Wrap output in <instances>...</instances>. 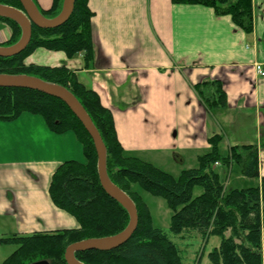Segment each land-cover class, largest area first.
<instances>
[{
    "label": "crops",
    "instance_id": "crops-1",
    "mask_svg": "<svg viewBox=\"0 0 264 264\" xmlns=\"http://www.w3.org/2000/svg\"><path fill=\"white\" fill-rule=\"evenodd\" d=\"M52 2L36 4L48 9ZM88 5L94 12V60L86 66L81 53L69 57L64 51L40 48L26 61L66 64L79 82L97 91L112 110L118 139L130 154L142 158L145 151H165L178 163H185L188 155L198 165L199 156L211 149L209 137L214 134L224 137L222 154L231 145H257L258 185L264 176V77L257 75L254 64H264V0H253L251 33L230 15H216L202 4L88 0ZM10 36V26L1 20L0 45ZM215 79L226 92L227 105L207 109L195 85ZM77 140L70 131L50 130L40 115L0 120V212L14 218L15 233L79 226L49 193L53 173L72 159ZM215 170L220 176L228 171L225 183L230 188L252 182L240 169L234 176L235 163H217Z\"/></svg>",
    "mask_w": 264,
    "mask_h": 264
},
{
    "label": "trees",
    "instance_id": "trees-1",
    "mask_svg": "<svg viewBox=\"0 0 264 264\" xmlns=\"http://www.w3.org/2000/svg\"><path fill=\"white\" fill-rule=\"evenodd\" d=\"M37 3V0H34ZM178 4H202L212 7L216 15H230L233 22L247 33L254 28L253 0H172ZM63 0H53L48 9H40L53 18L62 8ZM0 4L23 9L20 0H0ZM94 12L88 0H75L69 19L54 28L32 25L30 43L21 53L0 56V73L27 74L68 88L81 102L107 149V172L110 179L126 191L136 203L139 222L135 232L124 244L110 250L77 251L76 257L86 264H185L178 245L168 232L152 224L148 206L133 183L162 196L172 209L170 230L181 234L198 231L204 240L213 235L221 243L209 252L214 264H264V176L258 185L227 188L215 170L217 163L239 164L248 178L260 176L258 146L231 145L222 154V134L209 137L211 149L201 154L198 165L174 176L140 156L127 152L119 141L112 110L105 106L97 91L78 81L66 64L57 66L28 63L26 59L37 49L64 51L69 57L81 53L87 66L95 58L91 19ZM11 28L10 38L2 45L17 42L22 34L13 19L0 16ZM195 88L207 109L225 107L227 95L220 80H204ZM23 113L40 115L55 133L72 131L81 142L85 161L69 159L55 170L49 186L53 203L73 215L76 228L14 233L0 242L14 243L17 248L1 264H28L48 260L50 264H68V245L87 238L114 235L129 223L127 209L103 188L97 169V152L92 137L70 107L58 97L39 90L0 86V120L12 121ZM196 185L203 192L193 195Z\"/></svg>",
    "mask_w": 264,
    "mask_h": 264
},
{
    "label": "water",
    "instance_id": "water-1",
    "mask_svg": "<svg viewBox=\"0 0 264 264\" xmlns=\"http://www.w3.org/2000/svg\"><path fill=\"white\" fill-rule=\"evenodd\" d=\"M20 1L23 5V9L0 4V16L15 20L20 25L22 30L21 37L17 42L11 45H0V56L9 57L21 53L30 43L33 24L41 28L58 27L69 19L75 5V0H63L60 13L53 18H48L43 15L34 0ZM0 86L35 89L63 100L79 118L93 139L97 152V169L99 179L103 188L111 197L119 201L129 213V223L123 231L114 235L99 238L83 239L68 245L65 252V258L68 264H86L76 257L75 253L77 251L93 249L110 250L127 242L135 232L139 222L136 203L126 191L110 179L107 172L106 145L90 115L78 98L63 85L27 74L0 73ZM28 264H50V262L48 260H38Z\"/></svg>",
    "mask_w": 264,
    "mask_h": 264
},
{
    "label": "rangeland",
    "instance_id": "rangeland-1",
    "mask_svg": "<svg viewBox=\"0 0 264 264\" xmlns=\"http://www.w3.org/2000/svg\"><path fill=\"white\" fill-rule=\"evenodd\" d=\"M40 50L41 49H39V51ZM42 119L44 120L43 117ZM70 133L75 135V133L72 131H70ZM1 146L2 148L5 147L6 142L1 143ZM73 152L74 155L72 159H76L82 162L86 160L83 146L79 140H77ZM164 152L165 151H154L147 153L145 151L144 153H142V158L146 161L154 163L155 165L159 166L160 168L166 171H169L174 176H179L181 174L182 172L181 168H183V166L187 167L190 164H193L195 166L197 164V162L194 163V158L189 157L188 155H186L185 163L183 164L178 163L174 158L171 157V154H166ZM238 169L241 170L240 165L236 164V171L234 176L238 175L237 174ZM226 172L228 171L225 170V172H221V178L223 181H226V177H227ZM249 179H252V182L248 183V186L257 184L256 178H249ZM238 186L241 187L246 185H238ZM132 189L138 194H140V196L148 206L152 216L153 226L165 229V231L168 232L170 238L178 245L180 249V254L185 264H214L209 258L208 254L215 247L220 245L221 243L220 236L213 235L208 240H204L201 234L196 230H186L181 234L173 233L170 230V222L173 211L168 206L166 199L162 196L155 195L149 192L148 190H145L144 188H142L139 182L133 183ZM202 192H203L202 186L196 185L193 190V195L197 196ZM14 224H15V220L12 216H6L2 214V212H0V238L9 237L13 235L16 231ZM16 248L17 245L14 243L0 242V264Z\"/></svg>",
    "mask_w": 264,
    "mask_h": 264
},
{
    "label": "built area",
    "instance_id": "built-area-1",
    "mask_svg": "<svg viewBox=\"0 0 264 264\" xmlns=\"http://www.w3.org/2000/svg\"><path fill=\"white\" fill-rule=\"evenodd\" d=\"M255 71L259 77H264V64L257 62L254 64Z\"/></svg>",
    "mask_w": 264,
    "mask_h": 264
},
{
    "label": "bare ground",
    "instance_id": "bare-ground-1",
    "mask_svg": "<svg viewBox=\"0 0 264 264\" xmlns=\"http://www.w3.org/2000/svg\"><path fill=\"white\" fill-rule=\"evenodd\" d=\"M62 9V8H61ZM123 231V230H122Z\"/></svg>",
    "mask_w": 264,
    "mask_h": 264
}]
</instances>
